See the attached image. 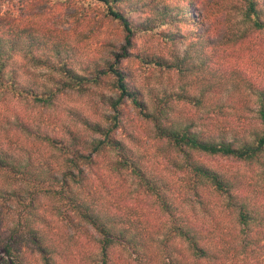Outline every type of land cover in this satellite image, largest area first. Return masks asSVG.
I'll use <instances>...</instances> for the list:
<instances>
[{
    "label": "trees",
    "instance_id": "obj_1",
    "mask_svg": "<svg viewBox=\"0 0 264 264\" xmlns=\"http://www.w3.org/2000/svg\"><path fill=\"white\" fill-rule=\"evenodd\" d=\"M94 1L124 44L84 73L77 47L0 13V264H264V74L253 80L223 54L264 38V0H220L242 24L227 39L211 34L197 0ZM149 33L183 39L182 55L130 50ZM131 57L190 75L196 93L174 95L197 107L239 118L254 98V117L208 132L173 120L167 101L149 108L123 64ZM255 62L264 73V56ZM102 84L105 124L66 103ZM133 112L152 123L163 162L127 128Z\"/></svg>",
    "mask_w": 264,
    "mask_h": 264
},
{
    "label": "rangeland",
    "instance_id": "obj_2",
    "mask_svg": "<svg viewBox=\"0 0 264 264\" xmlns=\"http://www.w3.org/2000/svg\"><path fill=\"white\" fill-rule=\"evenodd\" d=\"M197 3L205 13V24L210 27L211 34L217 38L227 39L229 34L232 36V33L242 27L239 17L230 13L231 10L224 7V4L220 6V0H197ZM219 7H221L220 11ZM0 13L16 18L23 24L47 26L66 42L77 47L79 53L72 65L79 72H86L84 68H90L93 61L102 63L105 58L112 56V51L120 50V46L124 44L117 22L104 16L101 5L94 0H0ZM250 43L251 49L239 51L238 44H236L223 48V54L228 56L230 63L234 62L238 68L252 76L253 80L258 81L260 77H256L257 73L259 72L260 75L264 73L260 64L255 62V58L258 54L264 56V38L253 35L250 37ZM183 49V39L169 42L159 35L149 33L136 35L134 46L130 50L145 51L151 55H161L172 59L174 55H182ZM123 64L131 71L149 108H154L167 101L172 107L170 116L173 120L182 123L193 122L195 128L208 132L212 128L209 123H215L218 128L226 129L229 122L239 124L244 118L254 117V98H250L247 107L243 110V116L239 118L226 106L222 107L221 113H217L213 105L197 107L190 103L189 99L177 98L174 95L182 87H186L190 94L196 93L188 84L190 75L181 78L174 69L167 72L160 71L158 67H144L137 57L124 59ZM30 69L36 73L39 80L49 82L46 79L51 74L48 69L34 66H30ZM93 90L90 96L78 97L73 93L66 103L69 106L82 107L90 117L105 124L102 118L108 113V108L103 103L101 94H108L109 90L106 84L93 87ZM88 102L90 104H86ZM132 116V124H129L127 128L139 138L144 151L147 153L153 151L154 155L158 154L155 155L156 159L163 162L164 158L159 155L158 151L161 142L154 137L152 123L137 116L134 112ZM125 132L123 130V135L119 134V136L130 143L132 135H127L128 133ZM133 139L132 136L131 142ZM128 182L131 183V179H128Z\"/></svg>",
    "mask_w": 264,
    "mask_h": 264
}]
</instances>
